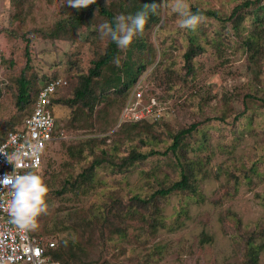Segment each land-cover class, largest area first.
I'll return each instance as SVG.
<instances>
[{"label":"rangeland","instance_id":"1","mask_svg":"<svg viewBox=\"0 0 264 264\" xmlns=\"http://www.w3.org/2000/svg\"><path fill=\"white\" fill-rule=\"evenodd\" d=\"M134 1L138 0H128L125 6ZM239 1L182 0V3L188 10L191 4L211 6L226 16V11ZM62 3L63 0H29L27 5H20L18 0H0V133L20 128L30 110L29 107L21 110L14 103L27 46L31 55L29 75L56 72L70 82L61 89L63 94L69 92L74 81L65 71L67 59L73 56L88 65L94 56L98 41L90 34L91 28H84L74 41L52 40L44 35L63 18ZM174 3L176 0H170L168 9L162 7V16H169L165 31L169 39L163 61L155 72L156 63L149 65L141 88L146 97L156 96L164 110L161 122L156 123L150 134L170 142L169 131L194 120L221 115L224 119L205 122L207 127L199 134L204 149H187L188 157L200 163L195 164L191 178V188L197 189L195 193L176 192L162 199L160 214L165 223L160 215L150 213L143 220L138 214L123 223L124 234L106 230L105 239L91 250L108 264H244L248 259L247 240L255 238L256 244L264 246V105L249 101L244 110L243 104L248 91L261 89L264 95V25L255 18V6H251L242 11L239 20L201 18L190 31L179 27L182 17L173 11ZM157 26L150 29L153 31L149 36L156 47ZM193 44L196 54L189 68L184 54ZM156 58L159 59V54ZM114 106L98 103L92 114L78 107L79 122L69 123L66 116L59 117L62 137L53 142L45 158L46 165L39 171L44 180L54 172L77 175L89 169L94 158L102 157L101 149L110 148L111 153L105 154L101 164L92 170L84 195L80 193L75 198L68 191L61 198L47 200L46 215L39 226H47L48 232H42L56 246L61 238L74 235L71 230L72 234L69 230H54L56 218L69 213L79 218L100 208L106 211L112 198H129L127 191L143 180V164L118 165L128 142L113 134L115 122L110 118ZM242 111L243 115L235 120V115ZM103 135L110 136L107 140L110 145L97 139ZM164 172L169 181L179 178L173 167L165 166ZM145 212L148 214L149 210ZM102 216L99 215L96 224L99 230ZM259 264H264V247L259 251Z\"/></svg>","mask_w":264,"mask_h":264},{"label":"trees","instance_id":"2","mask_svg":"<svg viewBox=\"0 0 264 264\" xmlns=\"http://www.w3.org/2000/svg\"><path fill=\"white\" fill-rule=\"evenodd\" d=\"M28 1L18 0L20 5H27ZM127 1L82 0L80 6H73L68 3V0H63V18L55 22L44 34L46 38L52 40L65 38L74 41L77 39L78 33H81L84 28H91L90 31L92 32L90 34L94 35L98 41L94 49V56L90 59L88 65L81 64V59L73 58V56L67 59L68 68L65 71L69 74L71 80L74 78V81L69 92L63 94L62 91H57L52 96L51 110L55 117V129L60 130L58 128L60 126V118H64L65 116L69 123L75 122V120L79 122L78 107L83 112L92 114L98 103L105 102L109 105H115V111L110 118L112 122H115L113 134L120 136L123 141L126 140L128 142L124 155L120 156L121 162L118 165L121 167L144 165L141 169L143 180L133 189L130 188L127 191L129 198L125 200L119 197L112 198L108 202L106 211L103 210L104 208L99 207L100 209H97L90 215L82 214L79 218H76L72 213H69L66 216H60L55 219L54 230H69V234H72L71 230L74 233L73 236L61 238L59 245L49 250L51 257L59 260L61 264H108L109 261L104 260L101 262V256L95 254V250H91L93 247L95 248L100 245V240L105 239L106 230H109L110 233L124 234L126 226L123 223H127L130 218L138 214L142 215L141 218L143 220L146 215L150 217V213L155 216L160 215L164 222V216L160 214L162 199L171 193L188 192L189 190L195 193L197 189L196 187L191 188V178L194 177L195 164L199 163V161L189 158L188 153H186L187 149L189 148L192 151L193 149H204L205 146L203 141L199 139V134L207 127L204 125L205 122L212 120L221 121L224 119V116L221 115L216 117L208 116L203 120H194L189 125L178 128V130L169 131L168 139H170V142L155 139L154 135L150 134L156 123L161 122L162 116L154 121H150L149 119L120 121L122 109L133 93V88L136 85L143 87L146 80L144 76H147L145 74H147L149 65L156 63L153 68L154 72L161 65L166 52V43L169 39L165 36L166 21L169 20V16L168 14L164 17L162 16L160 0H138L129 4V7L125 6ZM169 2L170 0H167V3ZM153 3H156V12L149 15L143 31L134 37L132 44L126 49H119L115 42L103 36L98 30L102 23L112 21L113 17L117 15L134 14L145 4L151 6ZM169 6H167V9ZM251 6H255L253 15L256 14L255 18L261 20V25L263 26L264 0H241L234 4L229 11H226V16H222L219 9L202 4H191L189 11L190 13L198 14V19L209 17L217 20L223 18L224 20L230 19L236 21L243 17L242 11ZM155 25H158L155 30L156 40L158 38L157 47L149 41V36L151 37L153 31L150 29ZM92 26L95 29H92ZM189 30L191 31V29ZM147 31H150L148 35H146ZM262 31H264V28ZM191 40L193 42L194 37H191ZM195 46L194 44L191 45V49L184 54L189 68L191 67L192 57L196 54ZM158 54L159 59L156 58ZM115 58L120 60L119 67L113 62ZM30 63L31 55L27 46L26 62L17 80V91H15L17 93L14 103L21 110L29 107L28 114L32 111L40 88L52 78L58 77L56 72L54 74L42 73L41 75L35 74L31 76L29 75ZM148 75L150 74L148 73ZM6 85L11 87V89L14 88L9 83H6ZM245 96L246 98L243 101L244 110L248 108L246 104L249 101L259 102L264 105V95H262L261 89L253 93L248 91ZM243 113L244 111L237 113L235 120L239 119ZM22 127L23 124L20 128ZM12 128L11 130L20 129ZM4 133L1 132L0 135L3 136ZM5 134L7 135V133ZM109 138V135L97 137L104 145H110L107 141ZM199 141H201L200 144H198ZM196 144L198 145L196 146ZM50 147L47 148L40 168L31 170V172L39 174V171L46 165L45 158ZM70 153L74 154L73 151H70ZM108 153H111L110 148L101 149V158ZM101 158H94L90 162L89 169L85 168L77 173V175L69 173L65 175L60 172H54L49 175L44 180L49 189L46 199L61 198L68 191H72L76 195L75 198L80 193L84 195L85 187L91 181L89 177L92 175V170L101 164ZM167 160H170V162L167 163ZM165 166L175 168L179 172V178L169 181V176L164 172ZM227 174L235 176L233 172H227ZM147 210H149L148 214L145 212ZM101 214L103 215L102 227L99 230L96 228V224L99 222V215ZM45 215V212H42L37 217L35 225L32 226L34 234H42V230L48 232L47 226L45 228L39 226L40 220ZM43 235L46 236L44 233ZM246 243L248 259L244 264H259V251L264 246L256 244L255 238L247 240Z\"/></svg>","mask_w":264,"mask_h":264},{"label":"built area","instance_id":"3","mask_svg":"<svg viewBox=\"0 0 264 264\" xmlns=\"http://www.w3.org/2000/svg\"><path fill=\"white\" fill-rule=\"evenodd\" d=\"M68 83L61 76L45 83L37 94L32 111L25 117L23 127L8 131L0 141V180L14 171L19 174L39 169L47 148L62 137V132L55 129L52 96ZM141 88L140 85L133 88V93L123 107L120 121H154L163 116V107L156 96L146 97ZM10 199V189L0 184V264H61L49 253L56 246L54 240L43 234H34L32 226L21 228L12 221L7 211L8 204L4 203Z\"/></svg>","mask_w":264,"mask_h":264},{"label":"clouds","instance_id":"4","mask_svg":"<svg viewBox=\"0 0 264 264\" xmlns=\"http://www.w3.org/2000/svg\"><path fill=\"white\" fill-rule=\"evenodd\" d=\"M68 3L80 6L82 0H68ZM159 3L162 7L168 6L167 0H160ZM172 8L182 17L179 20L180 28L195 29L199 22L198 14L190 13L182 0H176ZM156 10V3L151 6L145 4L134 14H120L113 17L112 21L102 23L98 30L103 36L115 42L119 49H126L132 44L134 37L143 31L149 15ZM113 62L117 67L120 66L118 58ZM0 184L7 186L11 192L10 201L4 203L8 204L7 211L12 221L21 228L34 226L36 218L48 207L46 197L49 189L44 179L35 172L16 174L14 171L0 180Z\"/></svg>","mask_w":264,"mask_h":264}]
</instances>
